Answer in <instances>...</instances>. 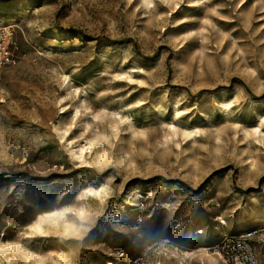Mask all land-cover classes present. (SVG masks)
<instances>
[{
	"label": "rangeland",
	"instance_id": "374dc122",
	"mask_svg": "<svg viewBox=\"0 0 264 264\" xmlns=\"http://www.w3.org/2000/svg\"><path fill=\"white\" fill-rule=\"evenodd\" d=\"M0 19L17 58L0 69V264H127L163 237L180 250L161 264H224L199 251L224 236L207 231L264 227V0H0ZM136 191L154 194L142 223Z\"/></svg>",
	"mask_w": 264,
	"mask_h": 264
},
{
	"label": "built area",
	"instance_id": "2783aa9c",
	"mask_svg": "<svg viewBox=\"0 0 264 264\" xmlns=\"http://www.w3.org/2000/svg\"><path fill=\"white\" fill-rule=\"evenodd\" d=\"M13 27L0 26V69L16 64ZM180 247L168 237L147 244L127 264H161L170 252H179ZM220 257L224 264H264V227L239 234H228L207 248ZM184 256L186 251H180Z\"/></svg>",
	"mask_w": 264,
	"mask_h": 264
},
{
	"label": "bare ground",
	"instance_id": "6f19581e",
	"mask_svg": "<svg viewBox=\"0 0 264 264\" xmlns=\"http://www.w3.org/2000/svg\"><path fill=\"white\" fill-rule=\"evenodd\" d=\"M145 2H146V4L147 5H150L151 3H152V1L153 0H144ZM148 9V8H147ZM0 23H4V19H0ZM4 25V24H3ZM8 25H6V26H2V27H7ZM64 77V81H70V75L69 74H65V75H63ZM129 77V76H128ZM233 102H234V99L233 98H230V99H228V98H221V99H219L218 101H217V105L219 106V108L222 110V111H226V112H228L229 110H231L232 109V105H233ZM176 105V104H175ZM62 109V112L64 111V109H65V107H62L61 108ZM78 110V109H77ZM175 114L178 116L180 113H181V110L180 109H178V108H176L175 109ZM260 118H259V121H258V124L251 130L252 131V134H257V133H260L261 132V130H262V126L264 125V115H260L259 116ZM95 118V117H94ZM131 117H130V115H126V116H121L120 117V119H119V121H116V122H113L112 123V127L113 128H115V129H118V122H120V121H123V120H125V119H130ZM117 120V119H116ZM130 124V123H129ZM173 129H175V130H173ZM256 129H258L259 131H256ZM250 130V129H249ZM169 131H170V135H171V137H178V136H183V138L185 139H187V138H190V137H195V136H197L202 130L198 127V126H193V127H182V128H180L179 126H177L176 124H171V126H170V128H169ZM251 131H248V130H246L245 131V133H247V134H249V133H251ZM65 132H66V130L64 131V133H63V135H62V137H65L64 136V134H65ZM244 133V134H245ZM246 134V135H247ZM218 137V136H217ZM105 139V138H104ZM70 140V139H69ZM70 143L69 144H71V146L69 147V152H70V155H71V157L72 158H74V157H76V158H83L85 161H87V152L89 151V153H91V151H92V149H93V147L95 146V144H96V142H97V139L95 138V137H87L86 139H85V144H79V145H77V146H75V145H73V141L71 140V141H69ZM249 158V157H248ZM255 166H256V164H255V162H254V160H251L250 158H249V160H248V168H255ZM105 185L104 184H101V185H99V187H98V185H97V187H95V186H93V185H91V184H89L87 187H85L84 189H83V192H82V195H84V196H89V194H93V195H97V194H101L102 193V191H105ZM153 196H154V194H153V192H150L149 194H148V196L146 197V196H144L141 192H139V191H136V192H134L133 193V201H134V203H137L138 202V208L137 209H135V212L137 211L138 213H139V218L137 219V221L139 222V223H142L143 222V220H144V217H145V203H144V200H146V199H150V198H153ZM164 206H165V208L167 209V210H170L171 209V204H169V203H164ZM55 214V213H54ZM53 214V215H54ZM122 215H123V213H122V210H119V212L118 213H114V217H115V220L116 221H121V218H122ZM148 217V216H147ZM50 218V217H49ZM52 218V217H51ZM221 218V216L219 217V219ZM55 219V218H54ZM41 222H43V220H40V222H38V225H36L37 226V228L38 229H42V224H41ZM231 227V224H229V222L227 221V220H221V225H217L216 227H215V229L213 230V231H207L206 232V234L208 235V234H210V233H220L221 232V234H223V235H227L228 234V232H229V228ZM138 229L139 230V228H140V226H136L135 227V229ZM201 231V235L202 234H204L205 232H204V230H200ZM168 233H172L171 231H168ZM198 233H199V230H198ZM173 235H177V233L176 232H173L172 233ZM139 237H140V239H144V236H143V234L142 233H140L139 234ZM136 243V242H135ZM10 244V243H9ZM135 248V245H133V246H131L130 248H128V249H126L125 251H124V261L125 262H127V261H129L133 256H136V254H135V252L133 253L132 251V249H134ZM0 249H3V251L2 252H5V251H7L8 249H10V246L7 244V243H5L4 241H2V240H0ZM207 248H205V247H202L201 246V248H199V251H204V253L206 252L207 253ZM193 252V251H192ZM192 252H190V253H192ZM117 253V252H116ZM123 253V252H122ZM189 253V254H190ZM199 253V252H198ZM113 254V253H112ZM119 254V253H118ZM185 254H188V252H186ZM189 254H188V256H189ZM111 255V254H110ZM205 256V255H204ZM210 255H207V258H208V260L209 261H211V263L212 262H214V261H216L214 258H212V257H209ZM41 257V256H40ZM42 258V257H41ZM202 258H203V256H202ZM206 258V257H205ZM205 258H203V260L205 259ZM2 259V258H1ZM37 260H39V259H37ZM176 260V259H175ZM177 260H179V259H177ZM207 260V261H208ZM43 261V260H42ZM206 261V262H207ZM41 262V259L39 260V263ZM38 263V264H39ZM204 262H201V264H203ZM215 264H216V262H214ZM41 264V263H40ZM177 264H184V262H181V261H179Z\"/></svg>",
	"mask_w": 264,
	"mask_h": 264
},
{
	"label": "snow or ice",
	"instance_id": "6c2138e0",
	"mask_svg": "<svg viewBox=\"0 0 264 264\" xmlns=\"http://www.w3.org/2000/svg\"><path fill=\"white\" fill-rule=\"evenodd\" d=\"M204 23H209V21H207V20H205L204 21ZM127 77H124V76H119V77H117V79H126ZM78 114V113H77ZM173 130H175V129H173ZM256 131H259L258 129H256ZM3 251V249H0V252H2Z\"/></svg>",
	"mask_w": 264,
	"mask_h": 264
}]
</instances>
